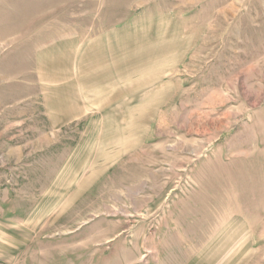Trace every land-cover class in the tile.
<instances>
[{
    "label": "rangeland",
    "instance_id": "rangeland-1",
    "mask_svg": "<svg viewBox=\"0 0 264 264\" xmlns=\"http://www.w3.org/2000/svg\"><path fill=\"white\" fill-rule=\"evenodd\" d=\"M69 86L86 115L48 127ZM0 106V264L167 262L174 204L264 121V0H0Z\"/></svg>",
    "mask_w": 264,
    "mask_h": 264
},
{
    "label": "crops",
    "instance_id": "crops-1",
    "mask_svg": "<svg viewBox=\"0 0 264 264\" xmlns=\"http://www.w3.org/2000/svg\"><path fill=\"white\" fill-rule=\"evenodd\" d=\"M137 71L134 69L128 74ZM57 75L64 78L66 72L63 70ZM52 93L43 98L46 106L42 104L48 127H64L86 115V97L79 87H62ZM7 116L8 111L2 114L0 106V118ZM3 134L0 133V140ZM262 134L264 121L261 120L248 128L244 139L254 143L252 150L232 154L236 159L232 167L209 168L206 179L216 182H200L198 189L174 204L164 222L168 232L161 241L167 240V246L157 250V254L168 256L164 258L168 261L158 264H240L262 252L264 248L256 236V230L264 225V215L257 214V209L264 210V194L258 198V191L264 187L257 182L258 176L264 174L259 162L264 161V152L256 151L258 146H264ZM9 151V156L14 153L12 149ZM220 160L222 156L216 162ZM73 200L74 204L80 200L79 192ZM225 239H229L230 245L224 246ZM226 255L237 257L225 259ZM129 259L121 264H131Z\"/></svg>",
    "mask_w": 264,
    "mask_h": 264
}]
</instances>
